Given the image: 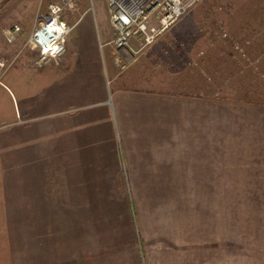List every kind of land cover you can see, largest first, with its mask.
Listing matches in <instances>:
<instances>
[{
    "label": "crops",
    "instance_id": "obj_1",
    "mask_svg": "<svg viewBox=\"0 0 264 264\" xmlns=\"http://www.w3.org/2000/svg\"><path fill=\"white\" fill-rule=\"evenodd\" d=\"M96 11L94 1L78 0V10L65 14L73 29L61 58L38 66V53L22 76L8 78L9 66L0 79V264H243L238 256L229 261L227 222L216 235L210 223L191 218L186 235L144 237L139 247L125 208L124 146H165V134L179 135L180 102L190 133L211 134L226 112L243 141L254 125L262 123L263 134L264 110L173 93L190 85L164 67L177 24L149 46L131 38L121 71L107 2L104 14ZM235 150V174L213 171L204 181L264 182L256 174L264 156ZM102 199L120 200V219L115 208H99ZM85 215L95 223L83 222Z\"/></svg>",
    "mask_w": 264,
    "mask_h": 264
},
{
    "label": "rangeland",
    "instance_id": "obj_2",
    "mask_svg": "<svg viewBox=\"0 0 264 264\" xmlns=\"http://www.w3.org/2000/svg\"><path fill=\"white\" fill-rule=\"evenodd\" d=\"M51 1L0 3V60L6 63L3 73L10 66L8 78L17 73L22 76V66L38 55L28 40ZM89 1H94L96 12L105 13L106 0ZM14 24L21 31L9 42L5 31ZM175 24L178 29L171 36L174 43L165 49L164 67L165 71L176 68L172 75L190 85L173 87V93L204 95L224 106L264 110V0H201ZM186 107V102H180L179 135L165 134V146H124L131 197L125 208L131 206L137 244L140 247L144 237L186 235L191 218L197 224L210 223L216 235L220 229L222 234L227 222L229 261L238 256L243 264H264V182L204 181L213 178L204 176L213 171L235 174L236 147L250 156H264V151H257L264 149L262 123L254 125L253 135L250 132L243 141L235 127L231 128L235 120L224 112V125L214 123L211 134L199 133L197 128L193 134ZM256 161L264 166V157ZM263 166L256 168V174H264ZM96 201L102 211L115 208L113 217L120 219V200H113L114 204L112 200ZM82 221L95 223V215H85Z\"/></svg>",
    "mask_w": 264,
    "mask_h": 264
},
{
    "label": "built area",
    "instance_id": "obj_3",
    "mask_svg": "<svg viewBox=\"0 0 264 264\" xmlns=\"http://www.w3.org/2000/svg\"><path fill=\"white\" fill-rule=\"evenodd\" d=\"M4 0H0L2 3ZM201 0H106L109 20L114 28L115 35L112 40L115 49V63L121 71L127 69L129 63L123 56V49L129 46L133 37L139 36L143 45H151L164 32H166L177 20L184 15L192 6ZM78 10V0H53L47 5V10L41 16L37 27L30 37L34 36L35 31L40 28L41 24L49 23L54 17H59V23L67 29L66 35L61 43L56 39L57 33L51 35L44 31L43 38L45 46L53 40L60 45L62 52L55 57L49 52L42 55L41 48L37 47L39 56L34 64L42 66L50 61H58L66 51L67 37L73 29L65 19L66 12H75ZM21 31V26L14 24L11 28L6 29L5 36L9 42L17 39ZM29 37V38H30ZM38 39V38H36ZM30 49L32 47L30 46ZM33 50V49H32ZM5 60H0V79L5 68Z\"/></svg>",
    "mask_w": 264,
    "mask_h": 264
},
{
    "label": "clouds",
    "instance_id": "obj_4",
    "mask_svg": "<svg viewBox=\"0 0 264 264\" xmlns=\"http://www.w3.org/2000/svg\"><path fill=\"white\" fill-rule=\"evenodd\" d=\"M44 31H47L50 35L53 32L57 33L56 39L60 40L61 43L63 41V37L67 33V29L63 28L59 23V17H54L49 23L47 24H41L40 28H38L33 37H30L28 40V44L32 47L33 50H36L37 47L41 48V54L45 55L51 52L53 57H55L57 54L62 52V48L60 45L56 44V41L53 40L50 44L45 46V41L43 38ZM38 38V39H36Z\"/></svg>",
    "mask_w": 264,
    "mask_h": 264
}]
</instances>
